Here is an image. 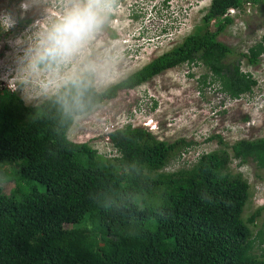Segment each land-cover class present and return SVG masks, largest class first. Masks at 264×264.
I'll use <instances>...</instances> for the list:
<instances>
[{
    "label": "trees",
    "instance_id": "1",
    "mask_svg": "<svg viewBox=\"0 0 264 264\" xmlns=\"http://www.w3.org/2000/svg\"><path fill=\"white\" fill-rule=\"evenodd\" d=\"M242 4L214 0L202 27L178 47L101 93L84 78L82 96L66 85L36 106L0 91V166L19 167L8 196L0 170V264H264V224L252 232L264 206L243 220L254 190L229 169L233 160L264 173V137L228 146L217 136L221 154L165 173L192 142L158 141L128 125L108 134L118 154L106 158L67 135L77 117L103 101L180 66H203L209 85L229 99L251 95L257 81L241 72L240 62L258 63L264 37L233 61L232 49L216 40L232 22L221 17Z\"/></svg>",
    "mask_w": 264,
    "mask_h": 264
},
{
    "label": "rangeland",
    "instance_id": "2",
    "mask_svg": "<svg viewBox=\"0 0 264 264\" xmlns=\"http://www.w3.org/2000/svg\"><path fill=\"white\" fill-rule=\"evenodd\" d=\"M213 1L119 0L104 29L83 55L63 70V74L75 73L86 79L97 93H101L154 58L178 47L195 28L202 27L203 18ZM20 3L0 0V11L10 9L19 15ZM48 5L54 6V0H41L40 7L25 14L13 29L8 30L10 33L5 34L0 30V91L5 88L12 90L24 106L39 105L66 86L57 87L50 81L48 73L29 77L26 83L22 82L25 79L21 70L24 64L22 57L34 34L46 22L43 8ZM238 10L235 16L228 17L231 24L216 37L217 41L232 49L233 56L229 61L237 59L239 54L247 53L249 48L263 42L261 38L264 37V0H243ZM215 21L209 23L212 32L216 31ZM18 36L22 43L13 50L9 42ZM258 60L252 66L246 58L242 57L240 62V70L252 73L258 83L249 96L239 100L228 99L226 94L209 85L210 73L203 67L180 66L163 72L131 91L120 92L114 100L103 101L88 114L77 117L67 134L68 139L76 144L86 143L100 156L111 158L116 152L111 146L106 148L108 134L128 125L145 129L158 141L174 143L184 139L186 143L192 142L191 150L202 154H221L225 151L217 136L228 146L241 140L262 138L264 55ZM89 63L107 69L106 83L97 85L95 77L85 71ZM44 84L46 88L42 86ZM183 152L175 154L164 169L165 173L191 168L198 158L194 156L198 154L188 151L183 157ZM18 168L14 164L0 166L4 173L2 190L7 196L15 189V182L10 177L18 179ZM229 169L241 173L258 191L251 192L252 198L259 197L246 205L242 214L245 221L260 207L256 203L264 204V173L263 170L256 172L253 163L242 166L233 160ZM256 174L262 179L258 180ZM262 224L264 212L256 219L255 227L250 226L253 234ZM65 228L70 229L71 226L65 225Z\"/></svg>",
    "mask_w": 264,
    "mask_h": 264
},
{
    "label": "clouds",
    "instance_id": "3",
    "mask_svg": "<svg viewBox=\"0 0 264 264\" xmlns=\"http://www.w3.org/2000/svg\"><path fill=\"white\" fill-rule=\"evenodd\" d=\"M13 1L15 2V0ZM118 2L119 0H54V6H45L43 13L46 22L34 34L31 44L25 50L24 56L22 57L24 64L21 70L25 75V79L22 82L26 83L29 77H38L42 73H48L50 75V81L55 83L57 87L71 85L76 89L77 96H82L83 91L86 89L84 80L75 73L63 74V70L71 65L78 57L82 56L86 49H88L96 36L108 23ZM40 5L41 0H21L18 9L19 15L10 9L0 11V30L7 32L13 29L25 14L34 12ZM230 9H239V7ZM9 43L14 50L21 45V37L18 36ZM245 54L248 55V51ZM263 55L264 53L260 58ZM195 66L198 67L201 65L197 64ZM85 71L95 77L97 85L107 82L106 68L97 66L95 63H89ZM248 74L253 77L252 73ZM15 84H18V82ZM42 86L47 87L46 84ZM213 87L218 90L216 85H213ZM3 90L8 89L5 88ZM8 91L15 93L12 90ZM257 97H259V94ZM153 100L157 101V98L153 97ZM105 145L106 148L107 146L112 147L109 142L105 143ZM191 147L184 149V152L181 154L183 155L188 151L189 153H198L196 162L190 167L197 164L199 159L204 156L200 151L191 150ZM114 151L116 152L115 156H117V151L115 149ZM178 158H181V156ZM249 184L254 190V193H257L258 191H255L254 185ZM257 197L259 196H254L253 199L256 201ZM256 204H259L260 207L264 206V204L261 205L259 202Z\"/></svg>",
    "mask_w": 264,
    "mask_h": 264
},
{
    "label": "built area",
    "instance_id": "4",
    "mask_svg": "<svg viewBox=\"0 0 264 264\" xmlns=\"http://www.w3.org/2000/svg\"><path fill=\"white\" fill-rule=\"evenodd\" d=\"M238 9H230L227 11V13L222 17V19L224 18H228V17H233L236 15V13H238ZM198 154V153H197ZM184 157V155H183ZM194 157H198V155L194 156Z\"/></svg>",
    "mask_w": 264,
    "mask_h": 264
},
{
    "label": "flooded vegetation",
    "instance_id": "5",
    "mask_svg": "<svg viewBox=\"0 0 264 264\" xmlns=\"http://www.w3.org/2000/svg\"><path fill=\"white\" fill-rule=\"evenodd\" d=\"M7 33H10L9 31L8 32H5V34H7Z\"/></svg>",
    "mask_w": 264,
    "mask_h": 264
},
{
    "label": "bare ground",
    "instance_id": "6",
    "mask_svg": "<svg viewBox=\"0 0 264 264\" xmlns=\"http://www.w3.org/2000/svg\"><path fill=\"white\" fill-rule=\"evenodd\" d=\"M43 25V24H42Z\"/></svg>",
    "mask_w": 264,
    "mask_h": 264
}]
</instances>
